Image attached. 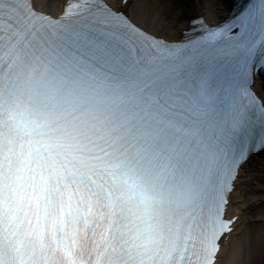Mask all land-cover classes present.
I'll return each mask as SVG.
<instances>
[{
  "label": "snow or ice",
  "instance_id": "obj_1",
  "mask_svg": "<svg viewBox=\"0 0 264 264\" xmlns=\"http://www.w3.org/2000/svg\"><path fill=\"white\" fill-rule=\"evenodd\" d=\"M26 7L0 0V264L46 259L25 241L57 201L69 215L91 202L81 186L102 187L96 177L126 220L123 264H167L177 242L188 247L186 228L198 229L201 264H211L230 186L256 157L264 165V78L234 43L252 13L215 26L196 17L181 44L140 37L122 9L98 0H81L51 31ZM257 11L264 30V0ZM221 35L233 43L200 51ZM209 64L219 68L211 79ZM165 230L173 248L155 262L148 246Z\"/></svg>",
  "mask_w": 264,
  "mask_h": 264
},
{
  "label": "bare ground",
  "instance_id": "obj_2",
  "mask_svg": "<svg viewBox=\"0 0 264 264\" xmlns=\"http://www.w3.org/2000/svg\"><path fill=\"white\" fill-rule=\"evenodd\" d=\"M105 1L127 12L147 31L177 39L190 30L189 21L194 17H202L208 24L227 18L233 0H128L127 5L122 4V0ZM64 2L45 0L36 4L44 11L56 13ZM235 182L237 186L229 195L226 211L236 214L237 220L215 264H264V165L261 158L256 157L241 169Z\"/></svg>",
  "mask_w": 264,
  "mask_h": 264
},
{
  "label": "rangeland",
  "instance_id": "obj_3",
  "mask_svg": "<svg viewBox=\"0 0 264 264\" xmlns=\"http://www.w3.org/2000/svg\"><path fill=\"white\" fill-rule=\"evenodd\" d=\"M34 1H36L38 3H44L45 0H34ZM252 214H254V212H252Z\"/></svg>",
  "mask_w": 264,
  "mask_h": 264
}]
</instances>
